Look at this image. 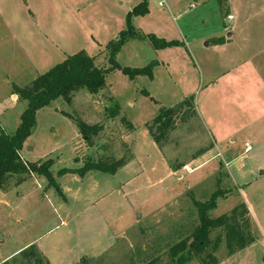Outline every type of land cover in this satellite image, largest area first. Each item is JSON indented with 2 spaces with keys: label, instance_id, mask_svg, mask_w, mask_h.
I'll return each instance as SVG.
<instances>
[{
  "label": "rangeland",
  "instance_id": "rangeland-1",
  "mask_svg": "<svg viewBox=\"0 0 264 264\" xmlns=\"http://www.w3.org/2000/svg\"><path fill=\"white\" fill-rule=\"evenodd\" d=\"M151 1L158 12L164 13L170 20H164L168 28L164 39H183L188 58L178 56L172 52L173 49L155 53L148 41H127L117 53L116 61L121 66L142 67L156 60L158 63L152 69V77L139 75L131 79L116 69L106 75L107 86L104 89L95 93L79 89L71 94L69 104L57 99L37 109L30 133L20 150L23 160L29 163L51 160L50 170L55 175L58 169L72 167L79 159L83 163L95 162L106 158L104 155L110 151L118 156L122 154L124 159L128 153L120 143V136L126 130L119 122L120 116L132 125L133 132L127 141L130 146L134 145L137 137L147 129L146 123L152 121L161 106L174 107L182 100L184 78L180 77V73L186 71L188 84L195 80L200 85L194 94L187 95H193L196 112H186L184 108L177 114L174 127L162 140L161 151L171 164L192 168L197 163L193 159L213 146L195 104L202 88L205 85L214 86L223 74L231 71L236 74L244 70L251 75L238 79L245 87L249 86V92L252 91V95L249 93L250 103L254 96L264 95V0H183L176 11L167 8L164 2L158 6L161 0ZM45 5L42 3L31 7L38 11L31 15L24 0H0V129L8 134L20 124L21 114L27 106L26 100L13 93L14 86L28 85L38 74L62 61L67 48L70 54L80 49L92 54L100 50L99 46H89L83 36L78 37L74 44L71 41L57 48L47 45L40 32L50 33L49 22L53 23L57 13L52 14L49 5L48 9L40 11ZM229 12L234 17L231 20L226 17ZM97 27L101 30V26ZM74 32L77 31L70 33ZM116 38L113 36V39ZM216 38L226 39V44L216 47L218 43L213 41ZM95 62L98 66L108 65L105 51L96 57ZM257 78L261 79L262 86L256 81ZM114 103L120 111L110 117ZM63 111L87 123L106 120L110 127L108 135L100 138L99 132L92 137L91 145L85 143L74 118ZM250 119L252 123L249 126L245 124L247 129L243 134L233 132L231 139L235 138V141L230 139L214 148V153H218L217 165L224 163L223 168L229 175L231 189L228 191L231 193L218 196L210 213L217 217L242 202L249 207L257 229L259 211L262 208L264 212V183L256 181L244 184L237 177V169L255 170L260 155L264 157V153L258 156L264 150V106L251 110ZM246 142L249 143L250 152H244ZM226 145L233 150L231 157L229 152H225ZM143 157L142 168L145 165L147 168L148 162L153 160L152 153ZM155 168V174L150 170L138 172V200L131 197L125 200L124 196L122 204L115 209L113 194H108L94 213L91 211L80 215L77 212L82 209L81 204L69 198L66 200L64 195L48 186L47 180L40 177V186L31 176L9 190L0 188V263L9 260V264H37L33 256L23 257L19 254L22 249L35 244L36 247L48 245L46 256L41 254L48 264H142L145 257L154 258L156 255L160 256L162 264H175L168 255V246L177 236L181 239L193 229L197 220L191 198L202 202L207 200L217 188L211 178L201 188L193 187L176 204L157 213L151 221L143 219L122 236L111 235L108 228L109 221L113 225L114 216L122 210L126 213L130 203L146 200L148 192L142 182L146 176L154 177L162 170L158 164ZM183 175L188 177L187 172H183ZM60 177L58 174L56 180L62 187L65 178ZM189 178H194V175ZM174 181L175 177L166 184H173ZM189 181L185 179L183 184L190 185ZM106 187L109 189V185ZM69 210L76 214L67 216ZM99 217H105V229V222ZM192 218L194 221L190 223ZM178 226H182L186 233L175 236L179 233ZM210 240L205 251L188 264H204L210 255L219 260L217 264H264V241L256 240L228 254L222 228L214 229ZM41 255L38 253L37 256ZM44 259L41 264H47Z\"/></svg>",
  "mask_w": 264,
  "mask_h": 264
},
{
  "label": "crops",
  "instance_id": "crops-1",
  "mask_svg": "<svg viewBox=\"0 0 264 264\" xmlns=\"http://www.w3.org/2000/svg\"><path fill=\"white\" fill-rule=\"evenodd\" d=\"M140 1L141 0H24V4L28 9L27 12L31 15H35L34 13L38 12L32 9L33 6L42 3H45L46 7H41L40 11L48 9L47 6L49 5L52 14L57 13V18L53 20V23L49 22L50 33L40 32L42 37H45L47 45H52L55 48L59 45L66 46L71 41L73 44L77 43V38L83 36L89 46H99L100 50L95 54L86 51L89 55H96L104 49L109 40L113 39V36H117L118 32L124 29L126 25V14ZM161 1L158 2V6H162V3L164 2L167 8H171L175 11L180 9L179 7L183 2V0ZM148 9L149 11L146 15L133 17V25L135 24L136 26H134L143 33H153L157 37L164 38V33H167L168 29L164 20L166 19L167 21L169 18L164 13L158 12V8L153 6L151 0H148ZM168 11L170 10L168 9ZM229 14L231 13L229 12ZM70 24L71 26L69 27ZM97 26H101V30H99ZM177 28L179 27L177 26ZM72 30H76L77 32L70 33ZM175 40L183 42L184 46H173L162 49L153 48L155 53H161L166 49H173V53L178 54V56L183 55L188 58L187 49L185 48L186 45L183 39L175 38ZM225 44L226 39L223 40V43L216 45V47H223ZM69 51V48L65 49V53L63 54L64 58L70 54L68 53ZM27 54L29 53L27 52ZM240 71L241 72L239 73L235 72L236 74H233V71H231V73L223 74L214 86L205 85L197 97L195 102L197 113L200 116V120L206 132H208L213 142V146L205 149L202 153L198 154L195 159H193L197 161L195 166L192 168L181 166L178 169H173L170 166L168 159L158 148L146 128L142 135L137 137L135 144L130 146L127 141V138L133 132V129H130L126 130L124 133L122 132L120 136V143H122L121 145L124 151L128 153L127 157L122 159V154L119 156L116 153L111 154L112 151L107 152L106 155L102 154L104 157L107 156V158L110 159L113 158L114 160H122V165H120L112 173L99 170H89L83 174H79L76 171L65 173L61 172L60 178H65V182L62 183V187L56 180V176H58L56 173L54 177L56 183L60 186V190L62 189L61 195H64L66 200L69 198L73 200V202L81 204L80 208L82 209L77 212L79 215L91 211H93L91 213H94L95 208H99V205L106 200L108 194H113L114 206L116 209L118 204H122L124 196L126 197L125 200H129L130 197L137 200L139 199L138 172L150 170L152 174H155V167L156 164H158L162 170L154 177L149 178L146 176L142 182V185L146 187L148 192L146 200L134 201L130 203V206H127L126 208V213L122 210L114 216L113 225L109 221V227H107L111 229V235L119 237L124 235L129 228L135 227L137 224L142 222L143 219L151 221L152 217H154L157 213H161L166 207L174 203L176 204V202L183 198L188 191H192L191 189H193V187L201 188L200 186H202L209 178L212 179V184L217 186V188L219 187L227 191L230 190L229 175L223 168L224 163H219V166L217 165L218 153H214V148H216L218 144L225 143L230 140L233 132L240 135L243 134L247 129L245 124L246 126H249L252 123V120L250 119L251 110L254 108L257 109L262 105L264 106L263 93L259 97L254 96L253 102L250 103L249 93L252 95V91L249 92V86L245 87L244 83L239 81L238 78L241 77L244 79L245 76L251 74L244 70ZM185 74L186 71L180 73V77L184 78L182 100L188 94H194L200 86L199 81L198 83H195V80L188 84ZM256 81H259L258 83L261 85L262 82L260 78H257ZM199 100L200 102L198 103ZM243 117L246 118L243 119ZM93 123L100 122H92L90 124ZM101 123H103V128L100 131L99 136L100 138H103L104 134L105 136L108 135L107 130H109L110 127L106 120H102ZM230 124L234 126L231 127ZM231 141H235V138L231 139ZM246 144L249 143L246 142L245 145ZM250 150L247 152H250ZM148 151L152 153L153 160L152 162H148L147 168H145L146 165L142 168V162L145 161L143 156H148ZM225 152H229V156L231 157L233 150L232 148L230 149L229 145H226ZM244 152H246L245 148ZM263 153L264 150H261L258 156ZM83 164V160L79 159L72 167L62 168L78 169L82 167ZM60 169H58V171ZM183 172H187L188 177H184ZM192 175H194V178H189ZM32 177L35 179L38 186H40L38 180L39 177L46 180L45 177L39 175H34ZM173 177H175V183L171 184L169 182V184H166L167 181H170ZM237 177L240 181L243 180L246 185L256 181H262L260 183H264V157L262 158L260 155V162L255 170L249 169L247 171L245 168H238ZM185 179H190V185L183 184ZM179 184L181 187H179ZM107 185H109V189H106L108 188L106 187ZM14 186L16 185H13L12 187ZM12 187L4 190H9ZM124 189H126V192ZM230 193L228 191L225 195ZM247 208L250 211L248 206ZM70 213H75V211H67V216ZM75 214L73 215L74 217H76ZM106 215H108V211ZM99 218L105 222V217ZM256 223L258 226L256 229L259 236L258 240L263 242L264 212L262 208L259 211ZM105 227L106 222L103 224V229H105ZM47 246L48 245H43L38 247L40 253L45 256L46 253L49 252L46 248Z\"/></svg>",
  "mask_w": 264,
  "mask_h": 264
},
{
  "label": "trees",
  "instance_id": "trees-1",
  "mask_svg": "<svg viewBox=\"0 0 264 264\" xmlns=\"http://www.w3.org/2000/svg\"><path fill=\"white\" fill-rule=\"evenodd\" d=\"M148 11V0H141L126 14L125 28L118 32L116 39L109 40L102 50L105 51L107 56V66L96 65V57L102 51L96 55H89L85 50H79L67 55L62 61L56 63L44 73L38 74L28 85L13 87V93L18 95L20 99L26 100L27 106L21 114L20 124L11 134L5 133L0 129V188L8 189L27 177L39 175L46 178L48 186L54 187L61 194L54 174L50 170L51 160L29 163L20 156L24 140L30 133L34 113L37 109L45 107L57 99H62L66 104H69L71 102V94L79 89H85L91 93L104 89L106 75L116 69H119L131 79L139 75L151 78L152 69L158 62L152 60L142 67L121 66L116 61V55L122 46L133 39L148 41L155 49L184 46V44L175 39L165 40L153 33L139 31L133 25L132 19L135 16H144ZM213 41L218 44L223 43V40L218 38ZM184 108H186V112H196L193 95L185 97L174 107L161 106L152 121L146 123L150 136L160 150L163 146L162 140L172 130L176 123L177 114ZM119 111V106L114 103L113 109L110 111V117L116 116ZM63 112L70 118H74L68 112ZM74 121L81 137L90 145L92 144V137L103 128V123L90 124L78 118H74ZM119 122L124 125L125 130L132 128L131 123L125 120L124 117L120 116ZM122 162V160L106 157L95 162L88 161L78 169L61 168L56 175L70 171L83 174L89 170L112 173L122 165ZM169 164L173 169H178L182 166V164L173 165L170 162ZM14 178L15 180L13 181ZM227 192V190L218 187L203 202L191 198L197 222L191 232L181 236V239L177 235H182L186 231H184L182 226L177 227L179 230V233L175 234L177 239L168 246V255L175 264H188L196 256L202 254L211 241L210 234L214 229H223L228 254L259 239L250 212L246 204L242 202L226 213L217 217L211 216L210 212L215 207L216 198L220 195H225ZM190 217L189 215L188 218ZM193 221L194 218L190 220V223H193ZM38 253L41 255L35 244H31L19 252L23 257L33 256L34 261L37 264H41L44 257L42 255L37 256ZM160 259V256L157 255L154 258L145 257L142 264H162ZM44 261L47 263L45 259ZM218 262L217 258L210 255L209 260L204 264H217ZM0 264H9V260Z\"/></svg>",
  "mask_w": 264,
  "mask_h": 264
},
{
  "label": "built area",
  "instance_id": "built-area-1",
  "mask_svg": "<svg viewBox=\"0 0 264 264\" xmlns=\"http://www.w3.org/2000/svg\"><path fill=\"white\" fill-rule=\"evenodd\" d=\"M226 17L228 20H231L233 18V16L231 14H228ZM248 150H250V146H249V144H246L245 145V151L247 152Z\"/></svg>",
  "mask_w": 264,
  "mask_h": 264
}]
</instances>
